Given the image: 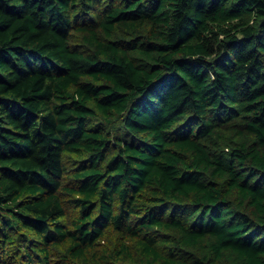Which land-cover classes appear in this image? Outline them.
I'll return each instance as SVG.
<instances>
[{"label":"trees","instance_id":"obj_1","mask_svg":"<svg viewBox=\"0 0 264 264\" xmlns=\"http://www.w3.org/2000/svg\"><path fill=\"white\" fill-rule=\"evenodd\" d=\"M0 264H264V0H0Z\"/></svg>","mask_w":264,"mask_h":264},{"label":"rangeland","instance_id":"obj_2","mask_svg":"<svg viewBox=\"0 0 264 264\" xmlns=\"http://www.w3.org/2000/svg\"><path fill=\"white\" fill-rule=\"evenodd\" d=\"M76 39H77V41L79 42L82 38H81V34H76ZM223 129H225V131H227L229 134H230V136H233V135H235L236 134V131L234 130V129H232V130H228V128L226 127V128H223Z\"/></svg>","mask_w":264,"mask_h":264}]
</instances>
